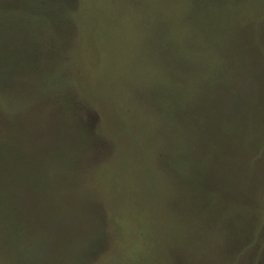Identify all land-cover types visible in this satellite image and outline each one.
Wrapping results in <instances>:
<instances>
[{
  "label": "rangeland",
  "instance_id": "obj_1",
  "mask_svg": "<svg viewBox=\"0 0 264 264\" xmlns=\"http://www.w3.org/2000/svg\"><path fill=\"white\" fill-rule=\"evenodd\" d=\"M0 264H264V0H0Z\"/></svg>",
  "mask_w": 264,
  "mask_h": 264
}]
</instances>
